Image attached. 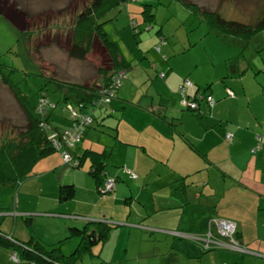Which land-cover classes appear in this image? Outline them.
I'll list each match as a JSON object with an SVG mask.
<instances>
[{
    "label": "crops",
    "instance_id": "crops-1",
    "mask_svg": "<svg viewBox=\"0 0 264 264\" xmlns=\"http://www.w3.org/2000/svg\"><path fill=\"white\" fill-rule=\"evenodd\" d=\"M11 1L14 3V0H8L2 4L0 0V17L10 22L15 18L14 9H17L11 6ZM158 51L161 52L160 49ZM129 57L131 68L128 72L140 61H136L137 55L130 54ZM151 73L148 68H140V72L136 73L138 84L142 86L152 81ZM164 80L166 87H163L162 96L167 95L169 89L175 92V88L183 82L174 74L169 77L166 74ZM192 82L195 86L189 91L190 94L197 92L198 87L205 86L194 76ZM220 91L212 107L209 101H204L206 99L198 102L201 113L177 110V106L163 113L156 109V105L161 104H156L154 96L151 100H145L138 91L136 97L129 100L125 94H119L112 103L111 112L104 110L112 117L118 113L121 115L114 128V144L100 150L93 142L98 137L94 128L87 132L88 143L97 152L106 150L110 153L109 166L114 157L121 156L125 164L133 166L138 180H131L122 171L117 172L120 176H116L117 184L113 191L116 197L105 198L98 195L97 185L89 174L90 161L81 169H74L60 157L47 158L34 167L32 176L23 184L27 197L42 198L44 195L54 204L46 211L42 209L38 216L52 214L75 219L77 222L71 219L70 222L65 221L67 229L61 234H67L66 239L75 238L72 234L68 235V227H83L84 221L108 220L118 225V232H113L108 244L93 249V254L98 255L96 258L88 257L97 261L93 264L126 262L129 246L127 248L125 244L126 248L120 251L122 257H117L116 246L123 234L128 242L140 231L150 235L148 240H144L148 241L150 248L146 252H138L137 258H149L152 261L150 264H264V145L256 146L258 139L264 138V111L237 123L224 109L226 104L239 99H234L236 94L228 97L223 89ZM228 134L232 135L231 140H228ZM109 166L106 168L107 175L113 177ZM128 179L131 184L126 183ZM38 183L42 185L40 189ZM67 184L75 186L76 195L72 201L61 203L58 190L61 185ZM21 203L22 200L20 206H23ZM128 205L133 209L130 214L126 208ZM22 212L27 213L26 209H22ZM22 216L35 217L15 214V228H5L3 223L0 230L23 242L37 236L45 245L60 242L49 241L50 237L54 240L60 233L48 228L39 234L30 229L27 223L19 226L18 221ZM214 219L234 221L240 239L237 240L253 254L236 255L227 250L204 252L188 238L204 232ZM46 234L50 236L48 241L44 240ZM75 239L68 242L69 249H62L65 255L73 251L71 244L75 243ZM156 243L164 244L168 249L163 252ZM15 255L0 249V262L29 264L14 262L12 257ZM157 256L162 258L155 259ZM156 260L162 262L157 263ZM139 264H143V261Z\"/></svg>",
    "mask_w": 264,
    "mask_h": 264
},
{
    "label": "rangeland",
    "instance_id": "rangeland-1",
    "mask_svg": "<svg viewBox=\"0 0 264 264\" xmlns=\"http://www.w3.org/2000/svg\"><path fill=\"white\" fill-rule=\"evenodd\" d=\"M3 1L8 2L1 0L2 4ZM91 1L14 0V3L10 2L11 6L17 8L13 11L14 20L10 22L0 17V146L4 138L19 140L21 134L29 128L27 114L21 102L30 112H34L40 101L43 86L46 85L51 91L56 87V82H63L66 89L71 84L82 86L93 84L99 78V69L108 67L110 57L96 37L88 60L80 61L69 56L77 17ZM185 3L197 4L203 10L216 11L227 19L239 22L251 21L252 17L264 7V0H145L141 3L128 0L123 8L111 14L110 18L114 20L104 25L110 40L121 48V55L129 61H131L130 54L137 55L136 61L140 60L136 62V67L123 75L121 79L123 85L118 95L125 94L127 99L131 100L140 91L145 100L147 98L151 100L154 96L156 104H161V106L156 105V109L163 113L176 109L175 106L177 110H185L181 104V85L175 88V92L168 88V94L162 96L163 87H166L164 77L166 74L168 77L174 74L183 81L186 78L192 81L194 76L205 84L203 89H207L209 85L213 87V91L206 93L211 94L213 100L216 94L222 92L221 89L226 93V87L236 94L234 99L239 100L226 104L224 112L229 113L237 123L245 122L246 117L264 111V31L249 42L219 34L205 21L204 15L194 13ZM145 5L151 6L149 12L154 16L151 22H145ZM132 20H137L141 25L140 35L135 36L130 25ZM158 31H161V37ZM161 38L166 39L167 43L161 42ZM159 49L161 52L158 51ZM140 68H148L152 72V81L142 86L138 84L136 76ZM177 70L179 72H176ZM10 87L19 95L21 102ZM191 95L192 98L195 97V94ZM50 98L54 100L55 96ZM200 98L201 96L198 97V102L202 101L199 100ZM141 99L140 97L139 100ZM204 101L207 102V98ZM137 103L139 104L140 101ZM127 105L129 106V103ZM111 106L107 104L94 108L95 121L104 120L103 127L96 122L93 127L98 128L95 130L98 137L94 141L100 150L104 146H112L115 142L114 128L121 115L118 113L116 117L108 116L104 110L107 109L110 113ZM63 107H65L64 103H61L56 111H61ZM74 107L77 108L75 104ZM66 114H69L67 109ZM105 115L106 118L102 119ZM64 118L67 119V116ZM123 167L135 172L133 166L130 167L121 160V156L114 157L113 163L109 166L113 177L108 176V180L116 181V176H120L117 172L123 173ZM126 183L131 184V180H126ZM23 184L17 188H0V225L4 223L5 228H13L15 214L34 215L30 225L36 232L43 234L48 228L50 231L60 233L54 240L50 236L51 240H49L46 234L45 241H64L62 249L67 250L70 246L68 242L76 238L75 243L71 244L73 249L71 253H73L82 242V238L79 236L66 239L67 234H61L67 229L65 221L70 220V217L52 214H43L39 217L38 213L42 209L46 211L54 204L44 195L42 198L27 197L26 186L23 187ZM38 184L40 189L42 185ZM103 197H116V193ZM21 200L23 206H20ZM130 205L126 206L129 214L133 210ZM22 209H26L27 213H23ZM26 218L20 217L19 226L26 223ZM10 228L7 230L9 231ZM68 233L71 234L70 231ZM148 238H150L149 234L140 231L138 236L131 237L127 242L123 234L120 238L121 242L116 246L117 257H122L120 251L126 248L125 244H127L129 254L123 264H139L141 261L143 264L152 263L149 258L144 260L137 258L138 252H146L150 248L148 241H144ZM156 245L162 248L163 252L168 249L164 244L156 243ZM232 254L241 255L235 252ZM159 258L162 257H155V259ZM12 260L18 262L14 256ZM96 262L85 259L84 263L79 261L77 264ZM156 262L162 261L156 260ZM2 263L4 264L5 260L0 262Z\"/></svg>",
    "mask_w": 264,
    "mask_h": 264
},
{
    "label": "trees",
    "instance_id": "trees-1",
    "mask_svg": "<svg viewBox=\"0 0 264 264\" xmlns=\"http://www.w3.org/2000/svg\"><path fill=\"white\" fill-rule=\"evenodd\" d=\"M127 1L128 0H92L77 17L69 56L80 61L88 60L93 50V40L96 37L100 43H102V47L110 57V63L107 65L108 67L99 69V78L96 79L97 82L95 81L93 84L91 83L85 86L71 84L70 87L66 89L63 82L59 83L51 78L57 85L51 91L46 85L43 86L40 101L37 103L34 112H30L26 108L24 103L19 99V95L10 87L27 114L29 128L21 134L19 140L3 139L2 145L0 146V188H17L32 176L34 167L39 162L51 157H60L67 166L74 169H81L86 165L85 163L87 161H90L89 174L97 185L96 190L98 195L103 197L113 193L114 190L108 193L104 192V184L108 181L106 168L109 166L108 160L111 155L106 150L103 152L93 150V146L88 143L89 138L87 137V132L94 127L95 122L97 125L103 127L104 120L98 121L97 119L95 121L93 115L95 112L94 108L107 104L112 105L117 99L118 91L123 85L121 81L123 75L128 73V69L131 68L129 60L120 54L121 48L110 40L108 34L104 30V25L114 20V18H110L111 14L123 8L127 4ZM144 1L145 0L142 2ZM185 5L194 13L198 12L204 15L205 21L214 28L213 31L225 36H233L249 42L264 31V7L257 12V15L252 17L251 21L239 22L225 18L219 12L203 10L197 4L185 3ZM145 6V22H151L154 17L149 12L151 6ZM133 22L136 23V26H133ZM130 25L135 32V36L141 34V25L137 20H132ZM150 30L151 28H149L148 31ZM158 35L161 37V31H158ZM160 41L167 43L166 39L163 38H161ZM99 50L103 53L101 49ZM118 77H120V82L117 84L115 80ZM4 83L6 84V82ZM194 86L190 78H186L182 82L180 86V95L182 96L181 104L186 111L201 113L198 106V97L201 96L199 100L207 98L209 105H214L211 94L204 95L207 91H213V87L211 85H209L207 89L198 87V91L194 93L195 97L192 98V95L189 94V90ZM202 91L204 93H202ZM229 91L233 92L227 89L226 93L228 97ZM53 95L55 96L54 100L50 98ZM102 97L109 98L110 102H101ZM186 101L196 102L198 106L197 109L188 107L185 103ZM61 103H64L65 107L58 112L56 110L59 109ZM74 104L77 108L74 107ZM66 109L69 114H66ZM72 110L81 117L88 115L92 119V123L85 127L79 141L73 143L68 139H63L65 133L73 128L76 123L72 116ZM66 116L67 119L64 118ZM105 118L106 117H103L102 119ZM55 120H57V123H55ZM94 130H98V128H94ZM56 140H59L62 144L60 149L55 147L54 141ZM93 142L95 143L94 140ZM259 145H264V138L262 140L258 139L256 146L259 147ZM63 152L71 156L70 162H65ZM123 173L131 180H138L139 178L137 173L127 167H123ZM116 184L117 180L115 181V186ZM58 191V198L61 203L72 201L76 195V189L73 184L61 185ZM70 219L73 222H77L73 218ZM31 220L32 217H27L25 219L30 229L34 231L33 226L30 225ZM68 221L70 222V220ZM84 222L82 224L83 227H68L72 236H80L82 238V242L78 248L68 255L63 253L61 247L64 241H60L55 245H45L43 241L40 240V237L37 236L38 238L32 237L29 242H23L1 230L0 249L15 253L18 256L17 259L19 262H26L29 264H77L79 261L80 263H84L85 259H89L88 257H98V255L93 254V249L108 244L113 238V232L118 229V225L112 224L108 220L102 222ZM207 229L208 226L205 231ZM71 234L69 236H71ZM236 237L239 238V235L237 234Z\"/></svg>",
    "mask_w": 264,
    "mask_h": 264
},
{
    "label": "built area",
    "instance_id": "built-area-1",
    "mask_svg": "<svg viewBox=\"0 0 264 264\" xmlns=\"http://www.w3.org/2000/svg\"><path fill=\"white\" fill-rule=\"evenodd\" d=\"M136 2H142L143 0H135ZM133 26H136V23L133 22ZM122 77V76H120ZM120 77H118L115 82L117 84L120 82ZM230 96L234 97V93L229 91ZM101 102L109 103L110 99L102 97ZM188 107L191 109H197V104L194 101L185 102ZM213 106V104H211ZM72 116L75 119V124L73 128L65 133L63 137L64 140L68 139L71 143L75 141H79L81 134L84 132L85 127L92 123L91 117L77 115L74 110H72ZM79 120V121H78ZM228 140L232 139V135H227ZM55 147L57 149L61 148V143L59 140L54 141ZM255 151V150H254ZM63 157L65 162L71 161V156L67 153L63 152ZM104 192H112L115 189V181L108 180L104 184ZM237 235V224L233 221H229L226 219H214L209 225L208 229L201 233L193 236H188V238L199 245V247L205 251H214V250H227L231 252H237L239 254H253L247 248H245L236 238ZM16 258V256H15Z\"/></svg>",
    "mask_w": 264,
    "mask_h": 264
},
{
    "label": "clouds",
    "instance_id": "clouds-1",
    "mask_svg": "<svg viewBox=\"0 0 264 264\" xmlns=\"http://www.w3.org/2000/svg\"><path fill=\"white\" fill-rule=\"evenodd\" d=\"M235 95V94H234ZM231 221V220H230ZM234 222V221H233ZM237 234H238V231H237ZM237 238V237H236ZM192 241V240H191ZM205 252V251H204ZM209 252V251H208ZM16 256V255H15ZM16 258H17V256H16ZM18 260V259H17Z\"/></svg>",
    "mask_w": 264,
    "mask_h": 264
}]
</instances>
